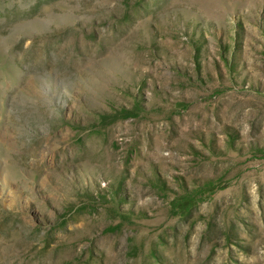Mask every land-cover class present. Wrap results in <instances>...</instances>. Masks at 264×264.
Segmentation results:
<instances>
[{"label": "rangeland", "instance_id": "rangeland-1", "mask_svg": "<svg viewBox=\"0 0 264 264\" xmlns=\"http://www.w3.org/2000/svg\"><path fill=\"white\" fill-rule=\"evenodd\" d=\"M0 264H264V0H0Z\"/></svg>", "mask_w": 264, "mask_h": 264}]
</instances>
